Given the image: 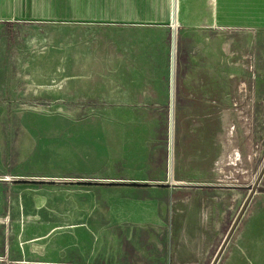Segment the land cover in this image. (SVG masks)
<instances>
[{"label":"rangeland","instance_id":"obj_1","mask_svg":"<svg viewBox=\"0 0 264 264\" xmlns=\"http://www.w3.org/2000/svg\"><path fill=\"white\" fill-rule=\"evenodd\" d=\"M230 3L242 6L226 16L250 23L191 36L75 14L0 19V178L39 179H0V264H174L157 262V233L138 226L143 203L177 187L184 205L170 212L186 218L215 193L205 189L226 185L212 264L264 165V0Z\"/></svg>","mask_w":264,"mask_h":264},{"label":"crops","instance_id":"obj_2","mask_svg":"<svg viewBox=\"0 0 264 264\" xmlns=\"http://www.w3.org/2000/svg\"><path fill=\"white\" fill-rule=\"evenodd\" d=\"M230 1L223 6L221 0H213L214 5L212 6V0H0V19L12 21L19 18L36 17H60V19H64L75 14L76 16L73 17L78 20L85 18L98 23H123L135 27L170 26V28L176 21L181 24L182 33L191 36V33L199 30L205 31L213 28V26L215 29H220L227 24L250 23V21L239 23L237 18L226 16L228 10L236 11L239 6H242L240 4L234 5ZM240 1L242 3V0ZM258 23L260 24L257 20L252 22L256 25ZM263 52L264 50L258 54V58L255 53L257 83L259 92L262 94L258 109L262 108V110H264ZM262 119H264V115ZM227 187L226 185H212L205 189V191H214L215 193L198 197L197 202L186 207L188 208L186 218L181 215L184 213L182 209L176 211L178 212L176 216L173 215L174 210L170 212L173 201H176L177 205L175 206L177 208L184 205L179 204L180 199L184 201L182 198L184 196H181L177 187L162 189L164 191L162 195L165 198L145 200L139 214L143 224L138 226L142 227L141 230H151L157 233L152 232V239L149 242L157 262H165L170 257L174 264H179L182 259L189 257L187 259L195 261L196 264L206 263V257L216 244V240L222 236L221 223L227 217L228 203L221 197L220 192L227 190ZM218 197L222 198L223 204L221 206ZM254 201L255 204L251 207ZM187 205L189 204L187 203ZM250 208L251 210L246 216ZM246 213V217L243 218L245 221L243 219L241 221L244 223L240 232L236 237H232L227 246V248L229 247L227 255L222 256L218 264H264V175L260 181V188L254 194ZM173 216H175V225L169 229ZM230 228L231 226L223 235L224 239ZM184 238L187 241L183 242ZM172 240H176L177 244H170L171 246L167 247V241ZM73 253L74 251L71 250L68 257L72 256ZM117 253L123 255L124 251L118 249ZM130 254L131 252L125 256H130ZM138 254L140 257H150L148 248L141 249ZM67 261L69 259L59 261L60 263L35 261L31 264H70ZM74 264L80 263L76 261Z\"/></svg>","mask_w":264,"mask_h":264},{"label":"water","instance_id":"obj_3","mask_svg":"<svg viewBox=\"0 0 264 264\" xmlns=\"http://www.w3.org/2000/svg\"><path fill=\"white\" fill-rule=\"evenodd\" d=\"M263 175H264V165H263V167H262V169H261V171H260V173H259L254 185L252 186L250 194L248 195L244 205L242 206V208L240 210V213L236 217V219L233 222L228 234L226 235L223 243L221 244V246H220V248H219V250H218V252H217V254H216V256H215V258H214V260L212 262V264H218L220 259L222 258V256L225 257L227 255L228 250H229V247L227 248V246H228L230 240L232 239V237L233 236L236 237L238 235V233L240 232L241 227H242V225H243V223L245 221L243 219L244 216H245V213H246L247 209L249 208V204H250L254 194L256 193L257 189L259 188V184H260V181H261ZM115 184H117V183H115ZM120 184H127V183H120ZM167 184H169V183H156L155 185L164 186V185H167ZM198 186H200V185H198ZM255 201H256V199H255ZM255 201L252 203L251 207L255 204ZM250 210H251V208L249 209L248 213H246V216L249 214ZM242 219L244 220L243 223H241Z\"/></svg>","mask_w":264,"mask_h":264},{"label":"built area","instance_id":"obj_4","mask_svg":"<svg viewBox=\"0 0 264 264\" xmlns=\"http://www.w3.org/2000/svg\"><path fill=\"white\" fill-rule=\"evenodd\" d=\"M173 30L177 29L178 27L181 26L179 22H174L172 25ZM1 180H6V181H13V182H30V181H38L39 179L37 178H29V177H16V176H10L6 175L4 178H0ZM1 261L4 262H9L8 258H0Z\"/></svg>","mask_w":264,"mask_h":264},{"label":"bare ground","instance_id":"obj_5","mask_svg":"<svg viewBox=\"0 0 264 264\" xmlns=\"http://www.w3.org/2000/svg\"><path fill=\"white\" fill-rule=\"evenodd\" d=\"M172 172H173V162L171 163V174H172Z\"/></svg>","mask_w":264,"mask_h":264}]
</instances>
